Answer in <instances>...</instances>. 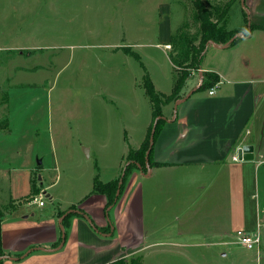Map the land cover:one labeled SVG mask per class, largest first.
Masks as SVG:
<instances>
[{"label": "rangeland", "instance_id": "rangeland-1", "mask_svg": "<svg viewBox=\"0 0 264 264\" xmlns=\"http://www.w3.org/2000/svg\"><path fill=\"white\" fill-rule=\"evenodd\" d=\"M193 1L0 0V171H10L0 179V199L3 208L10 198L18 204L12 218L52 217L56 204L50 198L44 197L43 208L28 204L32 187L41 194L40 184L52 186L48 194L58 195L61 206L77 204L92 185L85 166L97 159L105 165V179L122 171L153 121L143 78L151 75L158 91L171 94L175 67L165 44L192 19ZM203 1L211 8L230 2L226 28L238 27L240 0ZM251 46L250 73L264 77V41ZM160 100V114L172 118L175 101ZM262 183L259 189L248 178L239 195L238 184L223 174L214 212L196 217L200 232L220 228L230 234L217 246L158 245L117 264L139 258L143 264H264ZM240 229L260 230L259 252L230 244Z\"/></svg>", "mask_w": 264, "mask_h": 264}, {"label": "crops", "instance_id": "crops-1", "mask_svg": "<svg viewBox=\"0 0 264 264\" xmlns=\"http://www.w3.org/2000/svg\"><path fill=\"white\" fill-rule=\"evenodd\" d=\"M242 7L238 27L230 31L245 28L247 20L254 29L234 47L208 48L201 70L192 72L185 93L200 86L202 71L219 77L215 94L196 91L179 106L175 121H171L174 106L171 108L173 116L165 117L167 121L153 144L152 159L157 165L151 168V175L134 171L108 214L107 198L92 193L93 182L96 176L104 183L115 181L122 171L105 179V165L98 159L92 167L83 165L92 185L82 192L77 204L61 206L58 195L48 194L52 186L40 184L41 194L56 204L53 215L36 220L35 214L15 218L13 211L6 214L1 227L2 249L7 257L3 264H111L142 255L158 245L183 246L201 241L217 246L223 236L230 235L219 233L220 228L218 232L215 228L200 232V220L196 217L207 209L208 214L214 212L216 189L223 174L231 183L238 184L239 195L248 178L255 180L259 189L262 182L264 187V77L250 73L252 64L247 54L251 45L264 41V0H245ZM167 46L169 43L165 49ZM245 146L254 148V160H233ZM29 169L35 174L33 164ZM0 172V179H5L10 171ZM231 197L238 199L233 194ZM259 198L260 218V195ZM73 206L77 213L69 219L65 244L58 249L62 235L59 216Z\"/></svg>", "mask_w": 264, "mask_h": 264}, {"label": "trees", "instance_id": "trees-1", "mask_svg": "<svg viewBox=\"0 0 264 264\" xmlns=\"http://www.w3.org/2000/svg\"><path fill=\"white\" fill-rule=\"evenodd\" d=\"M241 1V0H240ZM193 6V17L191 20L187 19L185 23L175 32L170 38L169 46L170 58L172 65L175 67L174 73V86L170 95L166 96L159 94L148 74L143 78V88L145 95L148 97L151 102L153 109V121L149 127L145 141L142 143L139 150L132 152L131 150L127 156V163L123 167L120 177L108 183L102 182L98 176L95 177L93 182V194L103 195L107 198L106 212L108 214L109 210L114 208L119 201L125 184L129 177L134 171H141L143 174L147 173V163H146V153L150 147V138L154 123L158 117H162L160 114V108L163 105L161 103V98L166 99L168 103L173 101L180 100V91L186 86L187 81L192 75V72L201 70L203 61L205 59L208 48L210 47V42H213L215 45L222 47L228 44L231 40L234 41L230 44L229 47H234L237 45L243 37L249 36V30L254 29V27L249 24L247 20V25L241 30L230 31L226 28L227 17L230 11V2H226L221 6H215L211 8L203 0H194L192 3ZM196 28V32H192V29ZM243 35L240 36V35ZM139 57L137 56V59ZM219 77L213 73H204L202 84L198 88L199 91H207L219 84ZM166 123L165 120H160L156 126L154 134V142L157 139L161 128ZM153 148L149 155V166L152 168L157 164L153 162L152 159ZM124 174V175H123ZM123 180V184L120 188V195L118 196L119 182ZM34 186V184L32 185ZM33 193L32 196H38L39 193H34L35 187H32ZM41 191V189H40ZM15 200H10L8 204L3 208L0 205V257H4V251L2 249V237H1V227L5 215L9 212H12L17 207ZM69 210H76L73 206ZM68 210V211H69ZM67 212V211H66ZM62 212L60 218L66 214ZM76 213H71L67 215L63 222L62 226L64 229L69 227V219L74 216ZM97 231L103 233L100 229ZM66 234V232H65ZM67 237V234H66ZM65 237V241H66ZM63 242L62 235L60 237L58 245H61ZM21 260L20 258L18 259ZM135 260V259H133ZM123 259L117 260L111 264H117L122 262ZM0 264H3V260L0 261ZM133 264H143L141 259H137Z\"/></svg>", "mask_w": 264, "mask_h": 264}, {"label": "water", "instance_id": "water-1", "mask_svg": "<svg viewBox=\"0 0 264 264\" xmlns=\"http://www.w3.org/2000/svg\"><path fill=\"white\" fill-rule=\"evenodd\" d=\"M241 4H242V6H245V0H241ZM249 32H250V34H251V31L249 30ZM250 36V35H249ZM234 41V39L233 40H231L228 44H226L225 46H222V47H220L221 49H227L229 46H230V44L232 43ZM210 46H217V45H215L213 42H210V44H209ZM200 76L202 77V79H203V72L202 71H200ZM201 84H202V82H201ZM200 84V85H201ZM200 87V86H199ZM198 87V88H199ZM198 88H196V89H194L193 91H191L190 93H188L183 99H181V100H178V101H176L175 102V104H174V117H173V119L171 120V121H175L176 120V113H177V110H178V108H179V106L182 104V103H184V102H186L197 90H198ZM160 120H165V121H167L164 117H158L157 119H156V121H155V123H154V127H153V130H152V134H151V138H150V147H149V150L147 151V153H146V163H147V173L145 174V176H150L151 175V167L149 166V155H150V153H151V150H152V148H153V144H154V134H155V130H156V126H157V124H158V122L160 121ZM86 153H87V156H89V151L87 150L86 151ZM237 156H238V160L239 161H245V162H247V161H253L254 160V148L252 147V146H245V147H243V148H240L239 150H238V152H237ZM124 175V174H123ZM122 184H123V180L121 179L120 180V182H119V190H118V196L120 195V188H121V186H122ZM71 213H77V211H74V210H70L69 212H67L64 216H62L61 218H60V221H59V225H60V228H61V231H62V238H63V242H62V244L59 246V248L58 249H61L62 247H63V245L65 244V237H66V234H65V229H64V227L62 226V222H63V220H64V218L67 216V215H69V214H71ZM32 252V250L31 251H29V252H27L25 255H23L20 259H23V258H25L26 256H28L30 253ZM5 259H7V257L6 256H4V257H0V261H2V260H5ZM15 260H17V259H15Z\"/></svg>", "mask_w": 264, "mask_h": 264}, {"label": "built area", "instance_id": "built-area-1", "mask_svg": "<svg viewBox=\"0 0 264 264\" xmlns=\"http://www.w3.org/2000/svg\"><path fill=\"white\" fill-rule=\"evenodd\" d=\"M167 49H171L170 46L166 47ZM216 87L209 90V95L212 96L215 94ZM233 160L237 161L238 157L234 156ZM44 196L42 194L38 196H34L31 200H29V205H38L40 207L44 206ZM234 241L231 242V245L240 246L247 251L259 252L262 246L260 230L257 231H246V230H238L234 234ZM228 246L230 244L226 243Z\"/></svg>", "mask_w": 264, "mask_h": 264}]
</instances>
